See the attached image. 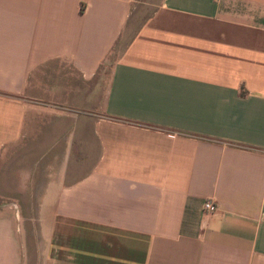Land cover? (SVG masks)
<instances>
[{
  "label": "crops",
  "instance_id": "obj_1",
  "mask_svg": "<svg viewBox=\"0 0 264 264\" xmlns=\"http://www.w3.org/2000/svg\"><path fill=\"white\" fill-rule=\"evenodd\" d=\"M138 3L0 0V264H264V0H159L102 89Z\"/></svg>",
  "mask_w": 264,
  "mask_h": 264
},
{
  "label": "rangeland",
  "instance_id": "obj_2",
  "mask_svg": "<svg viewBox=\"0 0 264 264\" xmlns=\"http://www.w3.org/2000/svg\"><path fill=\"white\" fill-rule=\"evenodd\" d=\"M159 0H139V3L136 4L135 7H133V10L131 12V19L130 22L126 28V31L124 32L123 36L121 37V40L116 43V45L113 47L111 51L107 54V57L101 64L99 71H98V80H99V86L103 89L104 84L107 78V73L109 66L111 62L119 56L121 50L125 46V43L128 41L130 35L135 31L137 26L144 20V18L150 14V12L153 10V8L157 5ZM57 66V64H55ZM64 73H68L67 70L64 71ZM92 158L91 153H85L84 161L85 163L90 162L89 159ZM82 161V157H80L79 162ZM78 162V160H77Z\"/></svg>",
  "mask_w": 264,
  "mask_h": 264
},
{
  "label": "built area",
  "instance_id": "obj_3",
  "mask_svg": "<svg viewBox=\"0 0 264 264\" xmlns=\"http://www.w3.org/2000/svg\"><path fill=\"white\" fill-rule=\"evenodd\" d=\"M203 210L207 213H213L217 209V205L211 199H205L202 203Z\"/></svg>",
  "mask_w": 264,
  "mask_h": 264
},
{
  "label": "trees",
  "instance_id": "obj_4",
  "mask_svg": "<svg viewBox=\"0 0 264 264\" xmlns=\"http://www.w3.org/2000/svg\"><path fill=\"white\" fill-rule=\"evenodd\" d=\"M80 9H82V7L80 6Z\"/></svg>",
  "mask_w": 264,
  "mask_h": 264
}]
</instances>
